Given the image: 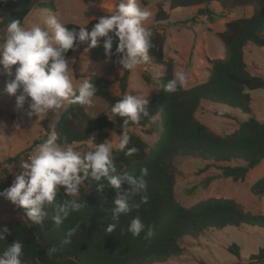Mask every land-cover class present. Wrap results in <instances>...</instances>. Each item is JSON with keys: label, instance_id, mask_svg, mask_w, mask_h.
Wrapping results in <instances>:
<instances>
[{"label": "trees", "instance_id": "trees-1", "mask_svg": "<svg viewBox=\"0 0 264 264\" xmlns=\"http://www.w3.org/2000/svg\"><path fill=\"white\" fill-rule=\"evenodd\" d=\"M97 1V0H89ZM168 10H178L191 6L202 5L200 13L213 16L209 6L215 3L220 10L232 12L236 8L251 7L249 16L230 20L224 24V30L217 36L224 45V56L211 61L207 80L191 88H179L168 93L166 83L173 78L175 70L173 61L164 58L163 33L152 30L150 41L152 47L148 56L155 63H163L164 71L157 78L158 92L148 99V115L141 114L138 123L129 121L126 117L111 111L114 102L120 99L126 91L129 70L122 68L119 79L121 96H114L107 88V81L101 76H89L88 80L97 88L95 96L107 103L112 119L109 116L91 117L81 106L72 103L70 96L67 108L60 114L53 126L57 135V143L85 146L91 142L90 148H85L81 156L93 150L98 143L105 142L107 130L115 129L121 134L125 129L145 127V133L156 132L151 124L154 120L159 124L160 132L153 144L148 146L139 136L128 132L130 143L124 151L113 150L112 159L117 173L127 172L134 176L140 175V168L147 167L148 174L144 177L146 192L129 194L130 211L120 213L117 219L112 218L115 208L117 190L108 185L106 180L97 182L87 176L82 184L84 190L70 196L60 187L52 204L43 209L47 215L40 223L28 219L23 208L16 209L22 218L0 224V228L8 227L10 234H4L0 241V252L14 240H21L24 245L22 264H163L171 257L181 255L180 242L184 237H196L200 233L223 229L225 227L264 228V213L253 214L243 211L230 198H207L190 206L181 205L175 197L174 185L177 174L175 159L179 156L197 157L221 170V176L233 181H243L249 170L264 160V123L251 112L250 92L264 87V79L250 72L245 61V51L250 43L264 45V0H164ZM163 4H157L155 20L161 21L168 17ZM36 6L41 9L54 10L53 0L38 2L33 0H0V26L18 19L23 24L26 16ZM96 19L86 24L90 29ZM69 28L77 24L65 23ZM96 47L89 49L93 63L105 62L112 67L117 66L120 58L115 52L114 38L111 58L106 59L103 49V38ZM82 42H74L75 47L65 54V59ZM15 65L11 66L10 80L14 78ZM203 102L220 104L239 110L246 116L237 129L226 135H218L196 117ZM83 146V147H84ZM135 147L137 151L125 155L127 150ZM19 155L7 159L8 162L18 160ZM242 164L230 165L231 162ZM83 175L82 173H79ZM103 183L104 187H99ZM10 185H7L8 187ZM130 186L122 183L120 193L129 190ZM4 182H0V190ZM255 195L264 194V175L251 185ZM148 195V203H142V196ZM66 200H75L83 206L78 211H70L69 216L60 225L53 219L56 207ZM139 205V207H136ZM139 216L145 225L139 236L133 237L128 232L131 219ZM115 224L112 232L109 225ZM75 228V233L69 237V229ZM149 228L154 235L144 239ZM68 241V242H66ZM235 256H239L236 244L228 247ZM251 262H264V248L253 254ZM241 264V263H236Z\"/></svg>", "mask_w": 264, "mask_h": 264}, {"label": "rangeland", "instance_id": "rangeland-1", "mask_svg": "<svg viewBox=\"0 0 264 264\" xmlns=\"http://www.w3.org/2000/svg\"><path fill=\"white\" fill-rule=\"evenodd\" d=\"M33 1L36 4L47 0ZM53 2V11L34 6L24 19L23 25L27 27L33 23H40V26L47 28L43 20L50 15L56 16L64 24L82 25L92 19L97 20L101 16L109 15L120 0H53ZM137 2L140 7L152 13L144 22V26L164 35L165 60L173 61L175 72L185 73L186 83L182 87L184 89L206 81L211 61L224 56V45L217 36L224 30V24L233 19L249 16L252 10L247 6L236 8L229 13L220 10L215 3H212L209 8L213 16L210 18L207 14L199 12L203 8L202 5L169 11L164 0H137ZM159 2L163 4L168 17L165 20L156 21L155 12ZM6 28L0 26V43H3L6 38ZM49 33L53 34L51 29ZM262 36L264 37V33ZM66 60L70 74L77 82L88 79L91 75L101 76L107 81V88L112 95L121 96L118 84L122 76V66L118 64L112 67L105 62L93 63L89 56L87 42H82ZM245 61L251 73L264 79V45L250 43L245 51ZM163 71L164 64L155 63L149 57L148 61L129 71L125 94L144 95L148 100L151 95L158 92L157 78L163 74ZM10 73L11 66L7 70L0 66V182H4V189L21 171V161H28L38 145L46 139L47 135L53 133V126L67 108L70 99L69 97L65 100L60 109L49 110L43 118L29 116L27 113L30 111L28 107L30 97L26 99L23 107L18 109L15 106V96L9 95L6 91ZM250 94L251 112L264 123V87L253 90ZM16 95H19V91ZM84 109L91 117L109 116L112 119L107 103L97 96L93 97V105L84 106ZM196 117L207 128L222 136L233 132L246 118L237 109L208 102L201 104ZM151 126L156 132L150 135L145 133L146 126L132 127L127 131L136 134L150 146L160 132L159 124L154 120ZM124 131L118 134L115 129L107 130L105 142L111 141L114 150L117 149L116 146ZM83 146L79 143L72 144L73 150L80 154L92 144L88 141ZM16 155H19L17 161H7ZM235 164L242 163L235 161L230 163V165ZM175 166L177 174L174 193L181 205L190 206L207 198H230L243 211L253 214L264 213V194L255 195L251 191V185L264 175V160L249 170L243 181H233L231 178L222 177L220 169L207 165V162L197 157H176ZM81 190H84L82 183L78 185V193ZM21 218L20 213L11 206L10 202L0 197V224ZM232 244H236L239 248L238 257L228 250ZM180 246L183 249L181 255L171 257L163 264H254L249 262L253 254H256L260 248H264V228L241 225L237 228L207 230L196 237H184ZM258 264H264V262Z\"/></svg>", "mask_w": 264, "mask_h": 264}, {"label": "clouds", "instance_id": "clouds-1", "mask_svg": "<svg viewBox=\"0 0 264 264\" xmlns=\"http://www.w3.org/2000/svg\"><path fill=\"white\" fill-rule=\"evenodd\" d=\"M151 15V11L140 7L137 0H120L114 11L99 17L90 29L86 23L79 25L78 30L69 29L54 15L44 18L43 23L47 28L40 26V23L25 27L20 20H11L7 24L6 38L0 43V66L5 70L12 65L16 66L14 78L6 83L7 93L15 96L16 108H22L30 97V111L27 115L43 118L49 110L60 109L70 96L72 103L92 106L97 88L88 79L79 82L73 79L65 54L75 47L74 42H87L90 49L99 45L100 38H103L105 57L109 59L113 55L115 38L118 41L115 52L121 54L118 63L124 70H134L149 59L152 30L144 26V22ZM49 29L52 30V35ZM185 83V73L177 71L166 83L165 90L168 93L176 92ZM18 91L19 95H16ZM147 104L148 100L144 95L124 94L114 102L111 111L126 117L125 125L129 121L138 123L141 114L148 115ZM129 143L130 136L125 129L116 148L124 151ZM113 150V143L107 141L96 144L93 150L81 156L78 151L73 150L72 145L57 143L55 133L49 134L28 161H21V171L10 186L0 191V197L15 207L23 208L28 219L38 224L47 215L43 209L52 204L60 187H63L66 194L76 195L78 185L90 175L97 182L106 180L108 185L117 190L115 208L112 211V218L115 220L120 213L130 211L129 194L146 192L144 177L149 170L147 167H141L139 176L127 172L117 173L112 159ZM136 151L133 146L125 155ZM122 183L130 186L123 194L119 191ZM99 187L103 188L104 184L100 183ZM141 200L147 204L149 196L143 195ZM82 206L75 200H66L56 207L53 219L60 225L69 216L70 211H78ZM115 227V224H111L107 231L112 232ZM144 228V223L136 216L131 219L127 230L133 237H137ZM75 231V228L69 229L67 235L71 237ZM6 233L10 234L8 227L0 228V241L4 240ZM153 235L154 232L149 228L144 239ZM23 256L22 241L14 240L0 252V264H22Z\"/></svg>", "mask_w": 264, "mask_h": 264}]
</instances>
